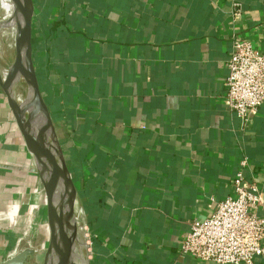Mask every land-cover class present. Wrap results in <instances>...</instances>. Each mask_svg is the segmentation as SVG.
<instances>
[{
    "label": "crops",
    "instance_id": "0c3cea01",
    "mask_svg": "<svg viewBox=\"0 0 264 264\" xmlns=\"http://www.w3.org/2000/svg\"><path fill=\"white\" fill-rule=\"evenodd\" d=\"M33 2V63L87 205L92 264H212L176 249L232 194L244 155L264 195V103L243 128L223 97L232 35L264 51V0ZM38 183L0 87V263L37 224L46 249Z\"/></svg>",
    "mask_w": 264,
    "mask_h": 264
},
{
    "label": "built area",
    "instance_id": "2783aa9c",
    "mask_svg": "<svg viewBox=\"0 0 264 264\" xmlns=\"http://www.w3.org/2000/svg\"><path fill=\"white\" fill-rule=\"evenodd\" d=\"M234 9L233 15H238L240 4L235 3ZM226 67L224 102L244 128L264 103V51L233 34ZM247 167L244 155L233 175L232 194L216 201L210 215L190 220L176 249L178 257L212 264H254L264 257L263 185L245 174Z\"/></svg>",
    "mask_w": 264,
    "mask_h": 264
},
{
    "label": "water",
    "instance_id": "95a60500",
    "mask_svg": "<svg viewBox=\"0 0 264 264\" xmlns=\"http://www.w3.org/2000/svg\"><path fill=\"white\" fill-rule=\"evenodd\" d=\"M11 1L17 38L12 57L6 66L1 63L0 58V87L5 94L8 107L14 116L24 143L34 159L45 191L49 236L42 264H70V253L80 222L77 207L79 204L82 209V206L57 138L50 111L42 96L33 63L34 2L33 0ZM18 82L23 84L22 98L16 96ZM37 116L43 118L50 128L56 147H52L34 129ZM87 238L88 247L83 264L91 263L92 250L88 233ZM33 252L32 248L25 247L0 264H27Z\"/></svg>",
    "mask_w": 264,
    "mask_h": 264
},
{
    "label": "bare ground",
    "instance_id": "6f19581e",
    "mask_svg": "<svg viewBox=\"0 0 264 264\" xmlns=\"http://www.w3.org/2000/svg\"><path fill=\"white\" fill-rule=\"evenodd\" d=\"M15 30V31H14ZM14 32V33H13ZM6 35L11 39V43L14 47L15 40L17 38L16 24L13 20V5L11 0H0V51H1V38ZM23 84L18 82L16 88L17 98H22ZM34 129L37 133L41 135L52 147H56V143L50 128L47 126L45 120L40 116H37L34 122ZM43 189V188H42ZM44 190V189H43ZM45 192V191H44ZM77 215L79 216V225L77 228L76 236L72 245L70 253V264H83V261L86 256L87 247H88V228L85 222L84 213L78 204ZM17 253V252H15ZM13 253L12 255H14Z\"/></svg>",
    "mask_w": 264,
    "mask_h": 264
},
{
    "label": "rangeland",
    "instance_id": "374dc122",
    "mask_svg": "<svg viewBox=\"0 0 264 264\" xmlns=\"http://www.w3.org/2000/svg\"><path fill=\"white\" fill-rule=\"evenodd\" d=\"M1 43H2L1 44V51H0L1 63L4 66H6L12 57L13 45L11 43V39H9L6 35L2 36ZM40 183H38V185ZM38 210H39L38 208H34L33 214L37 213ZM33 218H34V216H33ZM85 220H86V216H85ZM87 228H88L89 240L91 243L92 242V234H91L88 226H87ZM38 229H39V227L37 224L35 226H32V228L27 229L26 231L20 230L17 233V238H19L20 241H19V248L17 251L16 250L15 251L18 252L19 250H21L25 247H29V246L34 251L32 254V258H30V262H28L27 264H42L43 253H44V244H42L43 237L40 234V232L38 231ZM38 254H40V255H38ZM92 263H93V261H92V255H91V264Z\"/></svg>",
    "mask_w": 264,
    "mask_h": 264
},
{
    "label": "trees",
    "instance_id": "16d2710c",
    "mask_svg": "<svg viewBox=\"0 0 264 264\" xmlns=\"http://www.w3.org/2000/svg\"><path fill=\"white\" fill-rule=\"evenodd\" d=\"M72 176V178H73V175H71ZM84 206H83V208H84V213H85V215H86V223H87V225L89 226L90 225V222H89V215H88V213H87V205H85V204H83ZM92 248H94V247H92ZM94 250H95V248H94Z\"/></svg>",
    "mask_w": 264,
    "mask_h": 264
}]
</instances>
